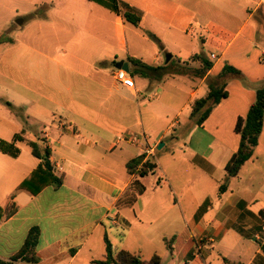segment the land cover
<instances>
[{
  "label": "crops",
  "instance_id": "0c3cea01",
  "mask_svg": "<svg viewBox=\"0 0 264 264\" xmlns=\"http://www.w3.org/2000/svg\"><path fill=\"white\" fill-rule=\"evenodd\" d=\"M12 1L13 15L0 24L1 39L10 46L8 107L22 110L26 125L0 136L12 141L23 132L25 139L15 142L17 157L0 152V208L10 202L16 206L14 213L0 214V261L100 264L106 238L114 254L127 250L144 259L129 240L161 241L167 250L164 239L174 237L168 250L186 264H264V122L258 145L238 175L228 178L225 171L239 146L236 122L247 115L264 82V0H116L141 12L138 26L112 11L104 3L108 0ZM152 35L162 44L187 42V48L177 47L183 66L199 68L191 59L204 53L213 67L202 78L168 73L150 81L136 75L130 58L153 66L166 63ZM121 60L128 63L134 89L114 79ZM225 65L240 70L244 80L228 79L227 97L197 125L192 105L207 95L210 78ZM169 79L174 97L185 86L181 108L187 110L186 126L193 129L186 139L175 136L165 159L157 151L144 157L142 163L156 164L150 174L157 180L149 185L150 174L137 173L142 163L133 174L127 170L130 160L144 156L147 144H116L115 139L134 132L154 143L152 125L175 111L151 102L162 97L159 83ZM16 119L13 114L11 121ZM5 121L0 110V122ZM27 141L37 142L42 155L49 151L51 166L62 167L54 172L60 183L35 193L19 188L43 161ZM141 185L145 190L137 194ZM32 228L39 229L37 261L13 260Z\"/></svg>",
  "mask_w": 264,
  "mask_h": 264
},
{
  "label": "trees",
  "instance_id": "16d2710c",
  "mask_svg": "<svg viewBox=\"0 0 264 264\" xmlns=\"http://www.w3.org/2000/svg\"><path fill=\"white\" fill-rule=\"evenodd\" d=\"M112 11L122 15L125 21H128L135 26H138L141 21V12L133 7L126 4L119 6L116 0H108L104 2ZM39 10V9H38ZM152 38L160 43V40L152 35ZM0 38V42H3ZM193 61H198L201 66L199 68H192L186 66L175 70L173 72L166 71V65L170 63L167 62L163 65L153 66L142 62L141 60L130 58V62L134 66L135 74L143 78H147L150 81H160L162 78L170 74H189L196 77H204L207 71L213 67L212 60H209L204 53L193 55ZM264 60V56H263ZM230 78H239L244 80L242 72L233 66L225 65L219 74L213 78H210L208 87L209 91L204 98L196 99L192 105L191 117L196 118V124L200 125L211 113L213 108L220 102L221 99L227 97L228 92L225 90L227 80ZM7 106L11 107L10 102H5ZM264 122V82L256 89L255 101L250 106L248 113L245 117L238 118L235 126L236 133L240 136L239 146L237 151L232 155L228 163L226 164L225 171L228 178L235 177L238 175L242 166L252 157L255 147L258 145V140L262 132ZM23 132L15 134L12 141H7L0 138V152L9 154L13 157H17L19 154V149L15 146V142L25 140L23 137ZM32 149L34 156L42 158V163L33 171L31 174L19 185V188L29 189L33 193L39 191L43 187L51 183H60L61 178H57L52 170V166L48 161L49 151L45 149L44 154L39 153V148L37 142L27 141ZM144 156L134 158L127 163L128 173L133 174L136 172V168L142 163ZM156 169V164L147 160L142 163L141 168L137 171L139 176H146L150 173H154ZM38 182V188L32 189L30 187L31 182ZM145 190V187L141 185L136 191L137 194H141ZM220 192L226 190V185L221 184L219 188ZM16 206L13 202L5 208H0V214L6 211L9 215L14 213ZM39 236V229L32 228L25 240L22 248L12 257L13 260L21 258L22 260L28 262H35V247L37 245ZM174 237L167 239L165 238V244L169 250H171V243ZM106 254L103 260H99L97 263L100 264H161V258L159 255L154 254L150 259L145 260L139 257L137 254L132 253L127 250H120L117 254H114L112 250V245L106 238ZM228 264H239L227 261ZM0 264H7L0 261Z\"/></svg>",
  "mask_w": 264,
  "mask_h": 264
},
{
  "label": "rangeland",
  "instance_id": "374dc122",
  "mask_svg": "<svg viewBox=\"0 0 264 264\" xmlns=\"http://www.w3.org/2000/svg\"><path fill=\"white\" fill-rule=\"evenodd\" d=\"M12 0H0V24H6L8 17L13 15V12H11V9L13 7V2L11 3ZM0 38H5V34H0ZM128 40H131V32L128 31ZM175 41H179V42H183L182 40H175ZM174 40H167L166 42L163 41L158 43L159 44V49L161 50V58L164 60L165 59V55L166 53H170L172 54V58L170 60L169 64H165L166 65V71L167 72H173L175 70H178L180 68L183 67L182 64L179 63V59L180 56L178 55V45L180 47H188V44L186 42V46H184L181 43L174 44L175 42ZM8 42V40H7ZM6 40H4L3 42H0V110H1V117H3L6 121L1 123L0 122V136H10V133L12 131H20L21 126L22 125H26L25 124V119L22 118L23 112L22 110H12L11 108H9L6 105V101H9V91L7 90V86H6V77L5 74L6 72L10 69V65H9V57H10V53L8 52V48H10V46H8ZM164 78V77H163ZM26 81L31 82L29 78L26 77ZM174 82L169 80H164L162 82L159 83V86L161 88L164 89L165 93L162 94V97L160 96L158 99L155 98L153 100H151V102L157 106H166V107H170V108H174V110H169L164 117L157 122V125H152L151 127V141H154V143L160 144L161 142L165 143L166 146L161 150V149H157V157L162 156V159L166 158V154L170 153L172 151V149H174L173 144L176 142L175 140V136H178L180 139H182V137H184L186 139V134L191 133L193 126L192 125H188L186 126L185 124V116L187 115V110L182 109L181 106L184 103V99H186L187 97V93L186 96L183 93V90L185 89V86L182 87V85L179 88L180 91L178 90L177 94L174 97L173 95V89L172 87L170 88L171 85H173ZM150 91V90H149ZM186 92H188L187 90V85H186ZM180 97V98H178ZM162 108V107H161ZM182 111L181 115L177 116L176 113L177 111ZM16 116V120L11 121L12 116ZM8 120V121H7ZM176 120H178L179 123H176L175 126L173 127V131L170 129V126L172 123L176 122ZM19 123H21L19 125ZM26 130L28 131L27 136L31 137L29 135V131L30 129L28 127H25ZM40 128V127H39ZM41 129H43V127H41ZM170 129V132H169ZM39 135L40 130H38L37 132ZM198 133V132H197ZM160 137H162V141H157ZM156 141V142H155ZM188 143V142H187ZM175 145V144H174ZM179 145H177L178 147ZM192 178L194 179L195 183H197L198 180V174L193 172V174H191ZM157 180V175H149L145 182L149 185H151L152 183H154ZM164 195H166L165 191L163 192ZM175 233V232H174ZM177 233V232H176ZM174 234H171V236H173ZM120 236V235H119ZM168 236V237H171ZM121 238V237H120ZM129 245H133V249H140L139 251H141L142 256L144 257V259H150V257L154 254H157L160 256L161 258V264H186V261H184L182 258H177L174 259L172 257V255L170 254L169 250H165V246L163 242H159L156 243H145L143 242V240H129ZM135 243V244H134ZM138 251V250H137Z\"/></svg>",
  "mask_w": 264,
  "mask_h": 264
},
{
  "label": "built area",
  "instance_id": "2783aa9c",
  "mask_svg": "<svg viewBox=\"0 0 264 264\" xmlns=\"http://www.w3.org/2000/svg\"><path fill=\"white\" fill-rule=\"evenodd\" d=\"M212 57L214 58L215 56L212 55ZM114 79L121 83L122 85H124L127 88L130 89H134V79L133 77H131L128 72H126L123 69H116L114 71ZM144 141L147 144V147L145 148V152H144V157L146 158L147 156H153L155 154V152L157 151V143H147L148 141L146 140V136L144 134H136L134 132H124V133H120L117 135L115 142L116 144H120L122 142L125 143H139L140 141ZM52 170L53 172H60L62 171V167L59 166L58 164H53L52 166Z\"/></svg>",
  "mask_w": 264,
  "mask_h": 264
},
{
  "label": "water",
  "instance_id": "95a60500",
  "mask_svg": "<svg viewBox=\"0 0 264 264\" xmlns=\"http://www.w3.org/2000/svg\"><path fill=\"white\" fill-rule=\"evenodd\" d=\"M18 21H19V23H22L21 20H18ZM171 58H172V54H170V53H166V55H165V61H166V63L169 62V61L171 60ZM116 68H117V69H123V70H125L126 72H129V71H130V70H129L128 63L125 62V61H123V60H121V61H119V62L117 63ZM163 145H164V143L161 142L160 144H158V147H157V148H158V149H161V148L163 147Z\"/></svg>",
  "mask_w": 264,
  "mask_h": 264
}]
</instances>
